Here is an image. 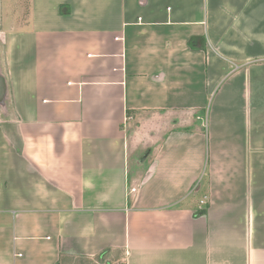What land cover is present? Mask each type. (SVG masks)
<instances>
[{
	"label": "crops",
	"instance_id": "crops-1",
	"mask_svg": "<svg viewBox=\"0 0 264 264\" xmlns=\"http://www.w3.org/2000/svg\"><path fill=\"white\" fill-rule=\"evenodd\" d=\"M31 1L0 264H264V0Z\"/></svg>",
	"mask_w": 264,
	"mask_h": 264
},
{
	"label": "rangeland",
	"instance_id": "rangeland-1",
	"mask_svg": "<svg viewBox=\"0 0 264 264\" xmlns=\"http://www.w3.org/2000/svg\"><path fill=\"white\" fill-rule=\"evenodd\" d=\"M31 3H32L31 0H0V59L4 69V73L8 81H9V77H8V70L5 60V51H6V45L4 42L5 32H7L6 29H9L12 26H16V28L20 30L27 28V26L29 25L28 23H31L30 13H29L31 10L30 9ZM8 107H9L8 115L4 116L0 112L1 124H4L5 122H9L12 119L16 118L14 114L15 108L13 106L11 96ZM202 194L200 195L198 194L199 195L198 197L200 198ZM105 259L107 260L106 261L107 263H111L107 257ZM82 263L83 262H81L80 264ZM84 264H99V262L97 260L89 261V262L85 261ZM102 264H105V262Z\"/></svg>",
	"mask_w": 264,
	"mask_h": 264
},
{
	"label": "water",
	"instance_id": "water-1",
	"mask_svg": "<svg viewBox=\"0 0 264 264\" xmlns=\"http://www.w3.org/2000/svg\"><path fill=\"white\" fill-rule=\"evenodd\" d=\"M10 85L9 81L4 73V69L0 59V112L6 116L9 113V101H10Z\"/></svg>",
	"mask_w": 264,
	"mask_h": 264
},
{
	"label": "trees",
	"instance_id": "trees-1",
	"mask_svg": "<svg viewBox=\"0 0 264 264\" xmlns=\"http://www.w3.org/2000/svg\"><path fill=\"white\" fill-rule=\"evenodd\" d=\"M105 258H106V256H104V255L102 254V256H100V257L98 258V260L101 261V259H102L103 261L106 262V259H105Z\"/></svg>",
	"mask_w": 264,
	"mask_h": 264
},
{
	"label": "built area",
	"instance_id": "built-area-1",
	"mask_svg": "<svg viewBox=\"0 0 264 264\" xmlns=\"http://www.w3.org/2000/svg\"><path fill=\"white\" fill-rule=\"evenodd\" d=\"M131 191H132L133 193H136V189H132Z\"/></svg>",
	"mask_w": 264,
	"mask_h": 264
}]
</instances>
